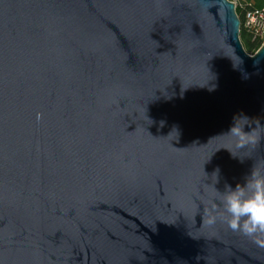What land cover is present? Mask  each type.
Wrapping results in <instances>:
<instances>
[{"label":"water","instance_id":"95a60500","mask_svg":"<svg viewBox=\"0 0 264 264\" xmlns=\"http://www.w3.org/2000/svg\"><path fill=\"white\" fill-rule=\"evenodd\" d=\"M240 33L232 0H0V264H264L201 219L264 167L221 136L264 126Z\"/></svg>","mask_w":264,"mask_h":264},{"label":"clouds","instance_id":"9594fccd","mask_svg":"<svg viewBox=\"0 0 264 264\" xmlns=\"http://www.w3.org/2000/svg\"><path fill=\"white\" fill-rule=\"evenodd\" d=\"M257 15H264V2L257 10ZM249 16L255 23V17L251 13ZM221 136L232 137L237 150H255L264 140V126L260 124L259 119L240 113L233 117L232 126ZM230 152L233 157H238ZM218 172L219 169L214 173L216 178ZM212 188L215 195L203 207L202 224L207 227H213L217 222L226 224L231 231L251 238L264 247V167L260 162L255 161L244 182L237 183L234 188L228 184L223 192L214 186Z\"/></svg>","mask_w":264,"mask_h":264},{"label":"built area","instance_id":"2783aa9c","mask_svg":"<svg viewBox=\"0 0 264 264\" xmlns=\"http://www.w3.org/2000/svg\"><path fill=\"white\" fill-rule=\"evenodd\" d=\"M233 1V0H232ZM236 3V8L238 5V1L234 0ZM241 5V4H240ZM243 8V19L241 20V29L244 30L246 35L250 38L252 42L261 41V46L264 45V15H257V10L259 8H246L245 6L241 5ZM249 13L255 17L256 22L253 23ZM261 46L254 50L251 54L254 55Z\"/></svg>","mask_w":264,"mask_h":264},{"label":"trees","instance_id":"16d2710c","mask_svg":"<svg viewBox=\"0 0 264 264\" xmlns=\"http://www.w3.org/2000/svg\"><path fill=\"white\" fill-rule=\"evenodd\" d=\"M236 1H238V5L236 8L237 13L241 20L243 19V11H244L241 5L245 6L248 9L249 8H260L262 6V2H264V0H236ZM240 36H241V40L243 42L245 49L248 51L253 52L254 50L258 49L262 44L261 41L252 42L250 38L246 35L243 29H241Z\"/></svg>","mask_w":264,"mask_h":264},{"label":"rangeland","instance_id":"374dc122","mask_svg":"<svg viewBox=\"0 0 264 264\" xmlns=\"http://www.w3.org/2000/svg\"><path fill=\"white\" fill-rule=\"evenodd\" d=\"M234 1V0H233ZM248 51V50H247ZM250 54L252 53V51H248Z\"/></svg>","mask_w":264,"mask_h":264}]
</instances>
